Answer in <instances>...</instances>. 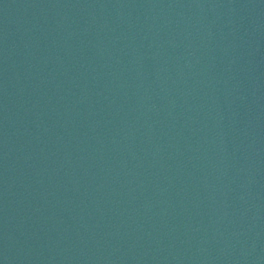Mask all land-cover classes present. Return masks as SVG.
<instances>
[{"label":"water","instance_id":"1","mask_svg":"<svg viewBox=\"0 0 264 264\" xmlns=\"http://www.w3.org/2000/svg\"><path fill=\"white\" fill-rule=\"evenodd\" d=\"M0 264H264V0H0Z\"/></svg>","mask_w":264,"mask_h":264}]
</instances>
